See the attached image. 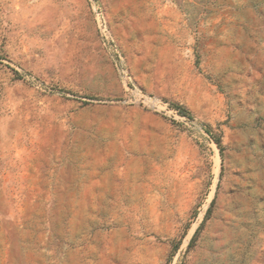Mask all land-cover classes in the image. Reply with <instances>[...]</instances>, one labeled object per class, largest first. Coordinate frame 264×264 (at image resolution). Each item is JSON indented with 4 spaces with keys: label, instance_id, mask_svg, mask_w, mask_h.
Listing matches in <instances>:
<instances>
[{
    "label": "rangeland",
    "instance_id": "obj_1",
    "mask_svg": "<svg viewBox=\"0 0 264 264\" xmlns=\"http://www.w3.org/2000/svg\"><path fill=\"white\" fill-rule=\"evenodd\" d=\"M0 264H264V0H0Z\"/></svg>",
    "mask_w": 264,
    "mask_h": 264
},
{
    "label": "built area",
    "instance_id": "obj_2",
    "mask_svg": "<svg viewBox=\"0 0 264 264\" xmlns=\"http://www.w3.org/2000/svg\"><path fill=\"white\" fill-rule=\"evenodd\" d=\"M91 1H93V0H91ZM98 23H99V30H100V33H101V36H102V38H103V40H104V42H105V44L109 47V48H111V50H115L117 53H118V50L116 49V47H115V45H113L112 44V40H111V38H110V34H109V32H108V30H107V28H106V26L102 23V21H101V19H98ZM177 112V111H176ZM178 113V112H177ZM179 114V113H178ZM179 115H181L183 118H187L188 119V117H186V116H184V115H182V114H179Z\"/></svg>",
    "mask_w": 264,
    "mask_h": 264
},
{
    "label": "trees",
    "instance_id": "obj_3",
    "mask_svg": "<svg viewBox=\"0 0 264 264\" xmlns=\"http://www.w3.org/2000/svg\"><path fill=\"white\" fill-rule=\"evenodd\" d=\"M215 143L217 144V146L220 150L221 156H222L223 155V148L221 146L220 138H215Z\"/></svg>",
    "mask_w": 264,
    "mask_h": 264
}]
</instances>
